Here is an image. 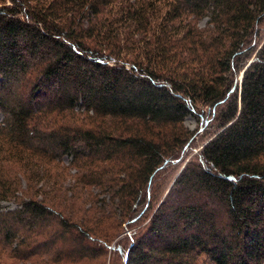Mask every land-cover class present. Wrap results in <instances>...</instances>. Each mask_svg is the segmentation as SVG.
Wrapping results in <instances>:
<instances>
[{
	"label": "trees",
	"instance_id": "trees-1",
	"mask_svg": "<svg viewBox=\"0 0 264 264\" xmlns=\"http://www.w3.org/2000/svg\"><path fill=\"white\" fill-rule=\"evenodd\" d=\"M0 117L12 258L264 264V0H0Z\"/></svg>",
	"mask_w": 264,
	"mask_h": 264
},
{
	"label": "rangeland",
	"instance_id": "rangeland-1",
	"mask_svg": "<svg viewBox=\"0 0 264 264\" xmlns=\"http://www.w3.org/2000/svg\"><path fill=\"white\" fill-rule=\"evenodd\" d=\"M201 26L204 25V21L200 23ZM1 118V117H0ZM184 126L189 129L190 131H193L195 130L197 127H198V123H197V120L191 116H188L186 119H185V122H184ZM71 159L69 157H63L62 158V164H64L65 166H69L70 167V162ZM74 172V170L72 169L70 171V173L72 174ZM56 178H59L60 180V177H57ZM61 180H64V187H66L67 184L71 183V177L68 176V178H62ZM104 197L103 194H99L97 195V199L98 201L101 200L102 198ZM3 206H7V207H10L12 208L13 207V204L11 203H3L2 204ZM39 260V263L38 264H44L45 262V259H38ZM32 261H27V262H24V261H20V260H16L14 258H12L9 254V250L3 248L2 246H0V264H30ZM33 264V263H32Z\"/></svg>",
	"mask_w": 264,
	"mask_h": 264
}]
</instances>
